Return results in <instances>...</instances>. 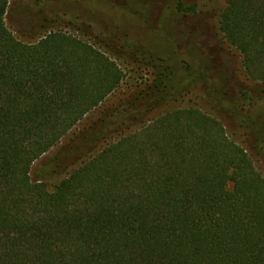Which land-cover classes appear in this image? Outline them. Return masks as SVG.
<instances>
[{"label":"trees","instance_id":"1","mask_svg":"<svg viewBox=\"0 0 264 264\" xmlns=\"http://www.w3.org/2000/svg\"><path fill=\"white\" fill-rule=\"evenodd\" d=\"M224 2L219 31L260 87L252 94L227 96L187 64L188 83L176 87L166 56L136 43L113 50L85 26L70 24L81 38L57 30L22 43L5 23L9 0H0V264H264V178L246 151L198 110L153 116L199 90L229 103L264 144V112L248 114L264 104V0ZM112 52L146 66L150 83L33 179V164L121 85ZM72 153L87 159L49 191L48 174L72 166Z\"/></svg>","mask_w":264,"mask_h":264},{"label":"rangeland","instance_id":"2","mask_svg":"<svg viewBox=\"0 0 264 264\" xmlns=\"http://www.w3.org/2000/svg\"><path fill=\"white\" fill-rule=\"evenodd\" d=\"M179 5L183 8L194 5L195 13L182 14L178 10ZM224 7V0H9L5 23L17 40L25 44L34 43L49 31L57 30L81 38L82 33L70 24L77 28L85 26L100 40L112 43L113 50L114 46L136 43L166 56L175 72L173 84L176 87L188 83L189 78L182 67V64H187L210 78L212 84L227 96L240 92L252 94L260 87L246 76L240 55L226 43L219 31ZM92 42L98 44L95 39ZM109 57L123 73L121 85L33 164L30 172L33 179L42 176L44 164L61 156L75 137L101 113L114 108L144 84L150 83L151 71L146 66L123 53L112 52ZM225 102L216 103L203 92L193 90L177 101L159 107L153 116L176 109H195L219 120L229 140L246 151L264 178V144L257 143L254 135L243 128L233 117L229 103ZM254 102L248 114L256 120L257 115L264 112V104L262 100ZM247 104L243 101L238 103L243 114L248 110ZM80 156V153H72L71 158L76 160ZM86 159L76 160L66 171L48 174L47 189L52 191Z\"/></svg>","mask_w":264,"mask_h":264}]
</instances>
